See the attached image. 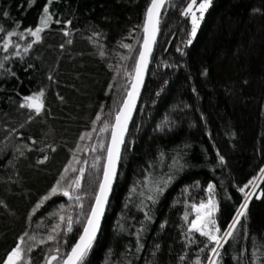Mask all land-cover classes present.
Here are the masks:
<instances>
[{"label": "trees", "instance_id": "obj_1", "mask_svg": "<svg viewBox=\"0 0 264 264\" xmlns=\"http://www.w3.org/2000/svg\"><path fill=\"white\" fill-rule=\"evenodd\" d=\"M150 3L0 0V264L20 237L21 264H47L80 235L77 223L67 240L63 232L69 213L81 211L77 202L58 194L37 205L61 176L66 186L79 174L65 173L71 164L85 169L78 194L88 209L92 181L99 183L91 165L97 156L105 164L99 144L110 142L111 128L101 129L114 123L129 90ZM188 3L164 7L116 186L84 264H208L214 243L189 230L193 205L214 193L223 232L243 201L238 189L264 168V0H212L194 38L183 14ZM44 7L52 19L34 42L26 30L39 26ZM8 31L23 37H11L4 50ZM39 91L44 110L36 115L21 105ZM262 191L264 177L214 264H264Z\"/></svg>", "mask_w": 264, "mask_h": 264}, {"label": "snow or ice", "instance_id": "obj_2", "mask_svg": "<svg viewBox=\"0 0 264 264\" xmlns=\"http://www.w3.org/2000/svg\"><path fill=\"white\" fill-rule=\"evenodd\" d=\"M49 4L52 3V0H48ZM197 0H190L187 7L185 8L183 14L185 16H189L191 18V37L194 38L196 36L197 30L199 28V23L203 19L204 12L207 8L211 5L212 0H201L198 5L196 11H193V6L196 5ZM165 0H151L150 6L147 8L145 13V22L143 25V31L145 33L143 42H142V49L139 51L138 58L136 60L134 66V73H128L129 76H132L134 79V83L131 84V90H126L125 99L121 103L120 110L115 113L114 116V123L109 124V122H105L103 128L101 129L102 132H107L109 128L112 129L110 134V142L108 146L105 148L103 141L99 144V147L106 151V163L101 166L99 161L101 160L100 156L95 158V161L92 163V168L97 169V179L99 183L96 184V180L92 181V184L96 185L94 192L89 193V198L91 203L87 210L84 208L83 199L84 197L78 194V191L81 189L82 184L81 181L84 177L85 169L83 167L76 169L72 167L70 164L68 168H65V173L68 172L69 168H71L72 172H78L79 174L72 178L70 182L65 186L64 181L68 180L67 176H61V178L56 182V185L50 190L49 195H45L41 202L37 205V208L41 207L44 201H47L54 195H63L67 197L69 200H74L77 202L78 208L81 210L78 213V219L73 221L72 217L69 216L66 223V231L72 232L73 231V223L81 224L82 230L81 234L79 235L76 242L71 246L70 250L67 251L63 256L52 255L47 264H51V261L58 260L59 264H84L87 256L91 252L93 244L96 240L97 233L100 228V222L104 215L106 206L109 201V196L112 192V185L117 175V167L121 160V152L122 148L125 147V136L128 131V123L131 120L132 112L134 110L136 100L139 96L140 88L143 85V78L147 66L150 62V57L152 55L153 46L156 44L157 35L159 33V16H160V9L164 6ZM199 12L200 15L197 16L196 12ZM5 15H7L5 13ZM52 17L49 12L48 7H44L43 14L39 19V26H37L34 30L32 28H28L26 31L27 33L35 37L34 42L41 41V32L44 31L45 28L49 26ZM56 23H60L59 20ZM71 23L70 21L68 22ZM4 32V29L0 27V33ZM7 36L9 40H6L3 44V49L7 50L9 44L11 42V37L13 36H21L23 37V33H17L16 31H8ZM65 35H68L65 32ZM71 41H69L70 43ZM188 43H191V39H189ZM31 47V44L28 45L24 49L25 52ZM63 47V45H61ZM122 47L128 48L130 51L132 50V46L128 44H123ZM179 50V49H178ZM19 54V53H17ZM102 56L104 55L103 52L100 53ZM5 60L8 57H4ZM122 59H131V57H122ZM3 63H0V68H3ZM206 74V72L204 73ZM52 79V77H49ZM44 96L45 93L43 91H39L34 93L33 95L25 97L24 104L21 107H28L35 111L36 115H39L44 110ZM111 115V114H109ZM97 120H100L101 117L97 116ZM95 131V129H93ZM85 135L90 137V134L86 133ZM83 138V137H82ZM55 149H53L54 151ZM91 151L95 152L96 148L93 147ZM47 157H45V160ZM75 160V156L73 157ZM220 161L223 163V157H219ZM43 163L44 160L39 161ZM77 163L80 161L76 160ZM83 163L87 164V161ZM103 168L102 173L99 172L100 168ZM261 173H264V169H261ZM257 178H253L247 184L240 187L238 191L243 194V201L239 205L237 214L233 220V222L227 226V228L221 232L219 226H217V222L213 217V213L217 210L216 203L209 199L207 203L201 201L199 205H193V208L196 209L197 216L194 220L191 221L189 230H195L201 236L206 237L209 241L214 243V246L210 248V252L212 256L208 258V264H214L212 257L219 256V252L217 251L218 248L221 247V241L223 240L224 243H227L228 238L233 237V234L236 230V225L240 222L242 217L246 216V210L248 206V197L253 195L252 192H245V189L248 188L250 185L255 187V181ZM74 191H70L69 189H73ZM214 188L213 184L208 185V191L212 192ZM261 195H264V191L261 192ZM151 199V197H149ZM61 210H63V205L60 206ZM201 210H204L203 212ZM187 215L185 219L187 220ZM60 220L64 221L65 217L63 215L60 216ZM60 225L57 224L56 228L59 229ZM55 230V229H54ZM27 233H25V236ZM48 239H55L53 236H49ZM43 242V241H42ZM24 237H20L18 244L12 251L7 255L4 264H21V261L24 259L25 245ZM30 250V249H29ZM139 250V249H138ZM203 251V249L201 250ZM56 253L60 252V248L57 247L55 249ZM255 255V253H253ZM259 259V258H258ZM199 264V262H197Z\"/></svg>", "mask_w": 264, "mask_h": 264}, {"label": "rangeland", "instance_id": "obj_3", "mask_svg": "<svg viewBox=\"0 0 264 264\" xmlns=\"http://www.w3.org/2000/svg\"><path fill=\"white\" fill-rule=\"evenodd\" d=\"M201 2V0H197V3H196V5H194L193 6V11H196V9L198 8V5H199V3ZM209 8V7H208ZM207 8V9H208ZM206 12V11H205ZM205 12H204V14H205ZM196 15L197 16H199L200 15V13L197 11L196 12ZM204 16V15H203ZM186 17H188V19H189V21L191 22V18H190V15L189 16H186ZM202 21V20H201ZM201 21H200V23H201ZM200 23H199V26H200ZM34 38V40H35V37H33ZM9 40V39H8ZM11 42H12V40H11ZM11 42H10V44H11ZM9 44V45H10ZM24 103H26L25 102V99H24V101H23V104ZM28 108V107H27ZM264 169V168H263ZM263 177H264V173H260L256 178V181H255V187H253V186H251L248 190H247V192H252L253 193V195H251V196H249L248 197V201H250L251 199H252V197H255L257 194H258V188H259V185H260V183H261V181H262V179H263ZM209 199H212L215 203H216V205H217V209H218V203H217V200L214 198V193H211L210 195H209V197H208V199L205 201V203H207V201L209 200ZM249 203V202H248ZM199 205V204H198ZM202 212L204 211V210H201ZM77 214H78V211H77V209H73L70 213H69V216H71L72 217V220L73 221H75V220H77ZM192 214H193V218H192V220H194L195 218H196V216H197V212H196V209L195 208H192ZM216 214H217V210L213 213V217L212 218H214L215 220H216V222H217V219H216ZM236 216V215H235ZM191 220V221H192ZM234 220V219H233ZM233 222V221H232ZM75 224L76 223H73V229H74V227H75ZM218 226V225H217ZM195 231V230H194ZM64 236H66L65 237V240H67L68 238H69V236L71 235V233L72 232H67L66 231V225H65V228H64ZM223 243V240L221 241V244ZM219 249V248H218ZM218 249H217V251H218ZM215 257L216 256H214V257H212V260L214 261V263H215Z\"/></svg>", "mask_w": 264, "mask_h": 264}, {"label": "water", "instance_id": "obj_4", "mask_svg": "<svg viewBox=\"0 0 264 264\" xmlns=\"http://www.w3.org/2000/svg\"><path fill=\"white\" fill-rule=\"evenodd\" d=\"M167 1H168V0H165V4H164V6L160 9V16H159V20H160V21H161V16H162V13H163V10H164V7H165ZM159 33H160V23H159ZM159 33H158V35H157L156 44L153 46V51H152V55H151V57H150V62H149V64H148L147 69H146L145 74H144L143 85H142V87L140 88L139 96H138V98H137V100H136V104H135L134 110H133V112H132L131 120H130L129 123H128V131H127V134H126V136H125V143H126V140H127V137H128V133H129V130H130V127H131V124H132V120H133V117H134L135 111H136V109H137V106H138V103H139V100H140V96H141L142 90H143V88L145 87V84H146V81H147V77H148V73H149V68H150L151 62H152V60H153L154 53H155L156 46H157V42H158V39H159ZM144 35H145V33H144ZM143 38H144V36H143ZM141 50H143V49H142V45H141V49H140V51H141ZM134 82H135V81H134V79L132 78L131 83H130V86H129V91L131 90V84L134 83ZM119 110H120V109H119ZM111 131H112V129H111ZM123 151H124V148H122L121 159H122ZM105 163H106V162H105ZM120 166H121V160H120V162H119V164H118V167H117V175H116V178H115V180H114V182H113V185H112V192H111V194H110V196H109L108 204H107V206H106V209H105L104 215H103V217H102V219H101V222H100V228H99V231H98V233H97L96 239H97V237H98V235H99V233H100V231H101V226H102V223H103V220H104V216H105V214H106V211H107V208H108V205H109L110 199H111V197H112L113 191H114L115 186H116V182H117L118 175H119V171H120ZM80 234H81V233H80ZM78 237H79V236H78ZM77 239H78V238H77ZM77 239H76V240H77ZM76 240H75V242H76ZM75 242H74V243H75ZM74 243H73V244H74Z\"/></svg>", "mask_w": 264, "mask_h": 264}, {"label": "flooded vegetation", "instance_id": "obj_5", "mask_svg": "<svg viewBox=\"0 0 264 264\" xmlns=\"http://www.w3.org/2000/svg\"><path fill=\"white\" fill-rule=\"evenodd\" d=\"M257 195H259L260 196V193L258 192V194Z\"/></svg>", "mask_w": 264, "mask_h": 264}]
</instances>
